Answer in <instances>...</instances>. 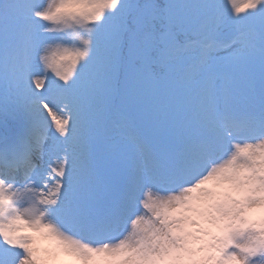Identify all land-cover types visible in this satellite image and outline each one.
<instances>
[{"label": "snow or ice", "instance_id": "obj_1", "mask_svg": "<svg viewBox=\"0 0 264 264\" xmlns=\"http://www.w3.org/2000/svg\"><path fill=\"white\" fill-rule=\"evenodd\" d=\"M0 264H264V0H0Z\"/></svg>", "mask_w": 264, "mask_h": 264}]
</instances>
